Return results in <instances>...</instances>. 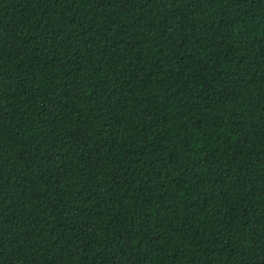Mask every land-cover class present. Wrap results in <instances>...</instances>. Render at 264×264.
<instances>
[{
  "label": "trees",
  "instance_id": "16d2710c",
  "mask_svg": "<svg viewBox=\"0 0 264 264\" xmlns=\"http://www.w3.org/2000/svg\"><path fill=\"white\" fill-rule=\"evenodd\" d=\"M0 264H264V0H0Z\"/></svg>",
  "mask_w": 264,
  "mask_h": 264
}]
</instances>
